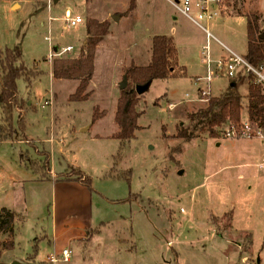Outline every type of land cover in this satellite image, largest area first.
<instances>
[{"label": "rangeland", "instance_id": "obj_1", "mask_svg": "<svg viewBox=\"0 0 264 264\" xmlns=\"http://www.w3.org/2000/svg\"><path fill=\"white\" fill-rule=\"evenodd\" d=\"M129 3L57 0L48 9L34 0H0V46L17 48L37 74L30 84L16 81L24 104L14 125L20 112L26 140L0 143V208L16 213L14 235L0 233V262L50 264L54 252V264H264V139L176 136L179 126H190L187 112L230 83L225 76L204 80L207 54L216 59L228 48L245 55L246 16L264 15V0H211L216 13L200 26L164 0H134L130 10ZM67 10L83 22L67 27ZM87 18L106 21L109 33L95 52L90 97L70 102L77 81L53 79L47 56L67 45L72 50L61 57L76 56ZM155 35L172 37L185 75L154 79L137 95V129L120 141L112 136L118 85L130 63L148 62ZM246 89L244 81L238 92ZM95 107L105 114L92 122ZM45 148L52 149V170L90 180L84 199L67 184L54 203L50 182H28ZM80 200L87 205L79 208ZM53 206L54 228L47 215ZM10 240L13 248L3 249Z\"/></svg>", "mask_w": 264, "mask_h": 264}, {"label": "trees", "instance_id": "obj_2", "mask_svg": "<svg viewBox=\"0 0 264 264\" xmlns=\"http://www.w3.org/2000/svg\"><path fill=\"white\" fill-rule=\"evenodd\" d=\"M37 4L45 6L41 1L34 0ZM90 1V0H85ZM134 0H130L128 9L133 8ZM85 38L82 41L76 56L56 57L52 59L50 73L53 79H66L77 81L75 90L68 96L70 102L87 100L91 95L88 85L94 72V57L97 45L109 33L108 23L87 18L85 24ZM254 67L264 66V15L254 12L246 16V52L244 55ZM37 75L35 71L27 68L21 59L20 52L15 47L0 46V143L13 140H26L22 114L18 112L16 126L14 125V112L21 110L24 102L18 98L16 81L22 78L30 84V78ZM178 75H185V68L179 66L177 50L172 37L155 35L151 38L150 57L145 65L138 66L130 63L124 69V76L128 85L120 90L116 102L114 122L117 130L112 135L114 138L125 141L134 136L137 129V119L140 114L136 110L138 97L134 91L135 85L151 82L154 79H168ZM246 82V94L242 96L238 87ZM232 85L217 96H209L205 103L187 112L186 116L190 126H179L176 136L184 141H189L196 132H204L210 138L218 137L219 133L227 126L240 125V116L245 113L253 126L264 128V88L255 82L252 74H245L238 70L230 79ZM105 114V110L94 108L91 121L98 120ZM41 166L36 164L30 169L34 173L49 171V153L45 152ZM115 161V160H114ZM75 180L80 181L90 188V180H85L79 175ZM16 213L9 208H0V233L14 235L13 224ZM90 230V229H89ZM13 241L3 242V249L13 248ZM37 241L33 244L32 253L28 254L29 260H34L37 253ZM0 249V257H1ZM38 264H43L39 262Z\"/></svg>", "mask_w": 264, "mask_h": 264}, {"label": "built area", "instance_id": "obj_3", "mask_svg": "<svg viewBox=\"0 0 264 264\" xmlns=\"http://www.w3.org/2000/svg\"><path fill=\"white\" fill-rule=\"evenodd\" d=\"M48 9L52 4H55L54 0H39ZM171 5L177 12L188 18L193 23L200 26L199 21L202 19H211L216 13V5L211 3V0H164ZM195 11L196 16L192 14ZM64 22L67 27H75L77 24L83 22V19L78 14H71L68 10L66 11ZM51 18L48 17V22ZM202 27V26H201ZM210 36V34H209ZM49 40V38H47ZM72 50V46L67 45L62 49H58L57 46L52 47L49 50L47 59L51 61L54 57H61L65 53ZM227 55L212 59L209 54L206 56V76L204 80L209 82L214 77H228L233 78L238 70H242L245 74H252L255 82L260 84L264 88V66L254 67L244 57L239 56L229 49H226ZM201 78H196L198 81ZM46 104H50V101L46 100ZM240 125L234 126L229 125L225 127L220 133L219 138H252L259 137L264 139V128H258L252 125L245 113L240 116ZM208 136V135H207ZM264 166V163H263ZM70 255V251L64 249L61 251V260L67 261ZM57 260V256L54 252L47 255L46 261L50 264H54Z\"/></svg>", "mask_w": 264, "mask_h": 264}, {"label": "crops", "instance_id": "obj_4", "mask_svg": "<svg viewBox=\"0 0 264 264\" xmlns=\"http://www.w3.org/2000/svg\"><path fill=\"white\" fill-rule=\"evenodd\" d=\"M173 19H177V16L176 15H173L172 16ZM213 37V35H211ZM214 39H216L215 37H213ZM217 41V39H216ZM99 45V44H98ZM98 45H97V48H98ZM96 48V49H97ZM225 48V47H224ZM226 49L228 48H225V51ZM233 52V51H232ZM246 52V50H245ZM236 54V53H235ZM227 55V53H226ZM225 55V56H226ZM238 55V54H237ZM224 57V56H223ZM244 57V55L242 56ZM47 150V152L49 153V171L47 173V175L45 177H39L38 175H36L29 167L31 173H33L34 175H31L30 179H29V183L31 182H38V183H42V184H45V183H49L50 182V185H51V188L53 189L52 191V194H53V200H54V203H55V195L57 194V191H61L62 188L65 186V185H69L71 186L72 188H75L77 190H79V194L81 196L82 199H84L83 197L87 196V190H90V188H88L85 184L81 183L80 181H77L75 180V176L74 175H70V176H63L61 175L64 171H58V172H55L54 170H52L51 168V164H52V149L51 148H45ZM88 197H89V194H88ZM87 200V198H86ZM89 200V199H88ZM87 204H84L82 203V200H80L79 202V208H82L84 206H86ZM2 207H5V206H2ZM7 208V207H6ZM28 210V209H27ZM52 210L51 212H48V207H47V215L50 216V219H51V224H52V227L54 228V224H55V214H54V206L52 207ZM90 221V220H89ZM89 221H88V224H89ZM82 228H84L85 226H88L87 223L85 222V225H80ZM90 228H88L89 230ZM87 230V229H86ZM53 231V229H52ZM46 237V236H44ZM37 241V240H36ZM37 246H38V242H37ZM34 261V260H33ZM39 263V262H38Z\"/></svg>", "mask_w": 264, "mask_h": 264}, {"label": "water", "instance_id": "obj_5", "mask_svg": "<svg viewBox=\"0 0 264 264\" xmlns=\"http://www.w3.org/2000/svg\"><path fill=\"white\" fill-rule=\"evenodd\" d=\"M54 3L57 2V0H54L53 1ZM114 20H117L118 19V16H113L112 17ZM149 81L144 83V84H138V85H135L134 86V91L136 92L137 95H140L142 94L143 92H145L147 89H148V86H149ZM127 84V79H126V76H123L121 82L119 83V90H122L125 88ZM229 85H232V83H229ZM0 264H25L23 262H20V261H17V260H12L11 262L9 263H3V262H0Z\"/></svg>", "mask_w": 264, "mask_h": 264}]
</instances>
